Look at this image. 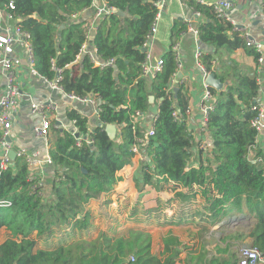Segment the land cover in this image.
Wrapping results in <instances>:
<instances>
[{
  "label": "trees",
  "instance_id": "1",
  "mask_svg": "<svg viewBox=\"0 0 264 264\" xmlns=\"http://www.w3.org/2000/svg\"><path fill=\"white\" fill-rule=\"evenodd\" d=\"M6 1L0 0V4ZM92 1L14 0L16 12L24 16L23 27L31 34L34 68L38 74L53 79L55 71L51 62H54L56 68L62 69L60 85L64 92L79 97L95 94L100 111L93 123L75 109L67 111V118L75 120L77 133L91 137V144L84 140L77 144L70 130H52V170L54 177L60 178L46 185L50 186L46 198L31 191L33 183L26 181V168L20 160L14 161V171L10 167L1 173L0 199H8L11 205L0 208V229L10 233L0 243V264H238L232 247H237L236 240L246 239L264 255V161H254L256 157L264 159V148L256 144V132L249 123L254 116L249 108L258 94V85L255 75L241 72V66L230 57L240 48L252 55L255 63L257 55L210 7L194 2L190 4L204 15L199 40L214 50L206 52L202 62L226 84L224 90L217 92L216 107L208 117L213 149L210 155L202 156L185 123L172 117L174 107L184 117L187 98L181 89L169 94L165 91L174 70L172 53L166 51L163 70L150 84L152 94L160 100L155 134L144 148L145 159L139 162L133 178L138 191L145 185L165 189L168 181L181 188L176 197L180 204L186 205L168 219V224L193 221L200 227L201 235L231 214L227 218L246 219L244 225L249 231L236 228L220 234L212 253L208 254L204 246L198 254L186 253L183 261L179 257L180 242L171 233L163 240L162 258L151 254V236L139 229L116 232L114 226L92 238L90 231L95 226L89 204L98 201L101 209L109 205V193L120 180L117 173L132 163L130 113L136 109L148 110L144 83L139 78V63L143 58L140 45L156 12L154 0H106L124 14L111 13L97 21L88 42L89 46H96L101 59L114 58L115 65L100 69L86 54H81L76 63L66 67L88 34L93 18ZM259 1L264 18V0ZM83 9L81 18H70ZM172 22L171 43L185 28L179 20ZM122 123L126 125L121 126ZM106 124L120 127L118 140L108 137ZM196 159L200 160L197 168L191 166ZM193 186L201 189L204 213L196 212L191 206L187 208L195 194ZM161 204L145 214L158 216ZM138 206L137 203L131 212L135 216L133 222L141 221L137 212L143 209ZM227 225V220L222 223V231ZM57 232L73 236L78 232V238L53 246L48 240ZM33 233L36 238L32 237ZM37 240L48 246L37 248ZM130 255L134 256L133 261L129 260Z\"/></svg>",
  "mask_w": 264,
  "mask_h": 264
},
{
  "label": "built area",
  "instance_id": "2",
  "mask_svg": "<svg viewBox=\"0 0 264 264\" xmlns=\"http://www.w3.org/2000/svg\"><path fill=\"white\" fill-rule=\"evenodd\" d=\"M168 0H154L152 2L155 8V16L149 30L146 32L144 39L140 45V50L143 53V58L139 63V78L144 83V89L147 95V111H141L139 109L130 113V128L132 129L133 142L131 145V152L134 156H138L139 160H144V148L147 146L149 139L155 134L154 124L158 118L159 102L156 103L155 97L153 102L148 101V96L152 95L150 84L156 79L157 75L162 72L164 60L163 53L171 51L174 60V70L170 74L166 93L169 94L174 91L175 87H181V93H185L182 90V86L189 79L188 76H181L184 68L183 61L181 59V41L190 34L191 41L194 44L193 51V69L198 70L202 81V92L197 105L193 107L191 103L184 109V117L179 113V109L174 107L172 111V117L176 121H183L187 126V130L191 137H193L197 151L202 152V156H205L213 149V143L211 133L208 129V117L217 104V94L211 90V87L205 83L206 76L210 71L206 68L202 62V57L206 54V51L202 49L201 42L199 40L201 22L204 21V15L200 12L194 4L190 2L206 5L211 8L214 15L230 24L231 31L237 32L239 37L243 40L244 44L248 47H252L256 52V70L255 78L257 85L263 80V68H264V40L255 39L251 33L247 30V25L237 22L232 16L231 12L235 7V4L231 0H214L205 2L204 0H188L183 1L182 11V24L184 30L181 31L174 42H170L167 49L161 53H156V32L159 19L163 16L165 6ZM90 8L93 9L92 22L88 26V34L85 41L80 46L79 51L75 55V58L70 64H66V67L76 63L81 54H86L90 59V62L94 66L104 69L115 65L114 58L101 59L97 55V48L94 44L89 46V35L96 29V22L102 18H107L111 13L118 12V10L110 6L106 0H93ZM85 12L81 10L70 15V18L75 20L80 14ZM24 16L16 12L14 0H7L4 4H0V70L4 77V85L2 94L0 96V179L1 173L8 168L15 169L14 161L20 160L26 168V181L32 182L30 189L37 193V196L44 198L41 186L45 180V174L50 171V176L55 181L59 180V176L54 177V161L50 152V140L52 130L62 129V123L52 118V112L56 110V102L50 98H46L39 102L30 101V113L32 118L36 120V123L32 126V136L35 140L41 143V146L36 149H27L25 147H15L11 141L12 127L14 122H17L19 115V104L24 93L21 89L19 75L22 68V59L20 55H24L26 68L25 70L32 77H40L44 80L52 90L59 91L64 97L70 100L75 99L78 102L87 103L92 108V114L94 122L98 119V112L100 111L99 98L94 94H89L83 97L76 96L74 94L65 93L60 81L61 68H56L54 62L52 63V69L55 71L53 79L49 80L43 76H40L34 68V54L33 46L31 42V34L23 27ZM29 98L30 94L26 93ZM250 111L254 116L250 119V126L256 132V144H260L264 148V98L262 100L253 99V103L250 105ZM75 126V120L71 122ZM115 140L119 139L120 127L116 124ZM126 123H122L121 126H125ZM105 127V126H104ZM73 137L76 139L77 144H81L84 140L87 144L93 143V139L86 135L78 134L77 129L74 127L70 130ZM77 134V136H75ZM14 152V159L10 158V152ZM132 157V158H133ZM139 161V162H141ZM254 161H264L261 157H256ZM57 169V168H56ZM58 170V169H57ZM59 174H61L59 172ZM11 205L8 199H0V208H5ZM238 264H264V255L253 245H242L239 247ZM129 260L133 261L134 256L130 255Z\"/></svg>",
  "mask_w": 264,
  "mask_h": 264
},
{
  "label": "crops",
  "instance_id": "3",
  "mask_svg": "<svg viewBox=\"0 0 264 264\" xmlns=\"http://www.w3.org/2000/svg\"><path fill=\"white\" fill-rule=\"evenodd\" d=\"M188 2V0H168L167 4L165 6L164 14L166 23H164V32L165 36L168 34L169 36V44H170V26L173 23V20H179L182 22V11L183 6L182 2ZM205 2H210L214 0H204ZM235 7L232 10L231 14L234 17V19L237 22L244 23L247 25V30L251 33V35L258 40H264V36L261 34V30L264 28V18L261 13L260 9V1L259 0H231ZM85 12L80 14V18L83 16ZM162 16V17H163ZM255 21H258V24H254ZM92 22V21H91ZM90 22V23H91ZM160 27L162 25V22L160 21ZM159 28V27H158ZM163 34H156V38L162 42ZM156 53L161 54L167 49V45H164V48L161 49L160 45L157 43L156 40ZM202 49L204 52L213 53L214 50L212 47L204 45L201 43ZM193 51H194V44L191 41L190 34H186L184 38L181 41V59L184 64V68L182 70L181 76H188L189 79L185 82V84L182 86V90L185 93L188 104L191 103L193 107L197 105V102L200 98L201 92H202V81L201 76L198 70L193 69ZM223 57H225V54L219 53ZM22 59V68L20 75H19V81L21 85V89L24 93V96H22L20 104H19V115L17 122H14V125L12 127L13 131L10 136L11 141L13 142L15 147H25L27 149H36L41 146V143L37 140H35L32 136V126L36 123V120L32 118V115L30 113V101L33 102H39L46 98H50L56 102V110L52 112V118L60 121L62 123V129H67L66 127V118L67 117V111L71 109L77 110V112L89 117V120L91 123L94 122L93 114H92V108L89 104L83 103V102H72V100L68 99L67 97H64L59 91L52 90L48 84L42 80L40 77H32L26 68V62L24 59V55H20ZM231 58H233L240 66H241V72H248L252 76L255 75V70L257 64L253 61L252 55H248L244 49L240 48L236 51H234L231 55ZM245 65V67H244ZM264 71V68H263ZM212 72V71H210ZM217 77V76H216ZM261 85H258V94L254 97V99L262 100L264 98V74H263V80L260 83ZM4 85V77L0 70V96L2 94ZM226 84L224 83V86L222 90L225 89ZM177 91L181 89V87H176ZM215 90V89H214ZM176 91V92H177ZM218 91L221 90H215V93L217 94ZM175 92V91H174ZM175 92V93H176ZM26 93L30 94L29 98ZM156 103L159 101L155 99ZM72 122V121H70ZM74 126V125H73ZM75 127V126H74ZM198 163H200V160H194L192 161L191 166L197 168ZM128 165L123 167L120 172V180L116 183L117 185L114 187L116 188V192L112 191V193L109 195L113 198V207L116 209L118 208V202L121 203L122 201H125L129 197H132L133 195L137 197L138 201V208L143 209L141 212L138 211L137 215L140 214L141 221L134 222L138 226L146 227V228H157V227H187V228H193L197 229V234L199 235L200 227L196 226V223L193 221H188L183 224H168V221L177 215V213L180 212V210L186 205V204H180V200L178 197H176V193L181 190V188L176 185L173 181H168L167 184L164 185L165 189H154L150 187V185H145L142 189V191L136 192L135 187L133 186L132 182V176L135 175V172L133 173L132 170H130V173L128 172L129 169H127ZM193 189L195 190L194 197L190 200L189 203H187V208H191L193 210H196L198 212L201 211L203 206V200L200 195V190L197 189V186H193ZM126 191V193L123 192ZM116 197V198H115ZM95 202V201H93ZM161 204V209L158 212V216H149V213L145 214V212H153L154 207H156L158 204ZM111 203V199H110ZM109 203V204H110ZM98 204V203H97ZM192 204V205H191ZM90 207V205H89ZM151 209V210H150ZM133 210V207L131 208L129 212V218L128 220L130 222L132 221V218H134V215H131V212ZM201 213H204L202 211ZM170 218V219H169ZM197 219L196 217H194ZM169 219V220H168ZM128 221V222H129ZM133 227V226H132ZM211 227H209L210 229ZM208 229V230H209ZM206 230V231H208ZM121 231V230H120ZM211 229L209 230V232ZM205 235V231L202 232L201 236ZM211 238V237H210ZM2 243V242H1ZM192 245L188 246L183 253L181 254L180 258L181 261L185 258L186 253H190ZM207 247V246H206ZM208 254L212 253V250H207Z\"/></svg>",
  "mask_w": 264,
  "mask_h": 264
},
{
  "label": "rangeland",
  "instance_id": "4",
  "mask_svg": "<svg viewBox=\"0 0 264 264\" xmlns=\"http://www.w3.org/2000/svg\"><path fill=\"white\" fill-rule=\"evenodd\" d=\"M160 21L162 22L161 27H160V23H159ZM164 23H166L165 16H163L159 19L158 24H157L158 25L157 26V32H156L158 34L164 33L163 38H162L163 39L162 42H160L156 38L157 43L160 45L161 49L164 48V45H167V44L169 45V36H168V34L165 36L164 26H166V25H163ZM244 67H245V65H244ZM65 118L67 120L66 127L68 128V130L73 129L74 128L73 124L70 122V120L66 116H65ZM139 161H141V160L138 159V156H134L131 159L132 163H130L126 167L127 169H129L128 170L129 173H130V170H132L133 173L134 172L136 173L137 169L139 168ZM119 172L117 173L118 176H119ZM49 176H50V171H48L45 174V178H47ZM49 178L45 179L43 182V185L41 186V188H43L41 190L45 195L44 198L47 197V194L49 193L48 190L50 189V186H46V185L49 182H52L54 180L53 177H49ZM132 182L134 184L133 186L135 187L136 192H138V189L135 185V181H134L133 176H132ZM115 190H116V188L112 189V191H114V193L116 192ZM112 191L109 194H111ZM123 192L126 193V191H124V190H123ZM112 197H110L111 203L109 205L103 206V209H101L99 207L98 201H95V202L91 201L89 204L90 205L89 208H90L92 215H93L92 216V223L95 226V228L91 229V231H90L92 238L96 237L98 232H101V231L105 232L109 227L112 228L114 226H116V232L121 230V232L126 233L129 228H135L134 230L139 229L143 232H147L148 234H150V236H151L150 252H151V254L156 255L159 258L163 257V255H162V252L164 250L163 240L170 233L173 236H175L178 239V241L180 242V245H179V249L181 251V253L179 255V257H180L181 254L183 255L182 252L187 250L185 248H188V246H190V245H192V247H191L189 252L193 255L201 252L204 249V246H205L206 250H212L213 249V251H214L216 243L219 242L220 234H225L226 232L233 231L236 228H242L243 230H245V232L249 231V227L244 225L246 219L238 221L237 220L238 217L227 218V217H230L231 214L230 215L228 214L227 217L225 219H223V221L219 222L216 225L214 224L213 226H211V228H210L211 231L209 232L210 229L208 231H205L204 236L198 235L197 229L195 230V229L191 228V230H190V228H187V227H185V228L184 227H176L173 225L171 227L166 226V227H157V228H146V227L138 226L136 223L130 222L128 220L129 212H130L131 208L136 206V204L139 201L137 199V197H139V195H137L136 197L133 195L132 197H129L128 199H126L125 201H122L121 203L118 202V208L117 209L115 207H113V204H112L113 198ZM202 211H205V210L204 209H202L201 211L199 210V212H202ZM226 220L228 221V225L225 226L226 230L222 231L224 229V228L221 229L222 223L225 222ZM65 233H67V232H65ZM64 234L57 232L51 238V240H48L49 244H52L53 246H55L59 242H63L64 240L66 241V240L78 238V232L74 236L70 235V234H69L70 236L66 235V234L64 235ZM9 237H10V233L7 230L0 229V243ZM32 237L36 238L35 233L32 234ZM40 241L41 240H37V248H44V247L48 246V245L43 244ZM236 245H237V247H232V248L235 249V253L237 254L240 246L250 245L249 239L242 240V242H238L236 240ZM213 251H211V252H213Z\"/></svg>",
  "mask_w": 264,
  "mask_h": 264
},
{
  "label": "water",
  "instance_id": "5",
  "mask_svg": "<svg viewBox=\"0 0 264 264\" xmlns=\"http://www.w3.org/2000/svg\"><path fill=\"white\" fill-rule=\"evenodd\" d=\"M119 14H124L121 11H118ZM254 24H258V21H255ZM62 27V25L60 26ZM261 34L264 36V28L261 30ZM205 83L210 86L211 88L215 89V90H222L223 86H224V82H222L220 80V78L216 77V75L213 72H210L205 79ZM174 91H177V88H174ZM154 100V96L149 95L148 96V101L149 102H153ZM72 102H77L75 99L72 100ZM58 122V121H57ZM72 130V129H71ZM105 132L107 133L108 137L110 139H114L115 137V133H116V128L114 124H106L104 127ZM75 136H77V134H75ZM10 158L14 159V152L11 151L10 153Z\"/></svg>",
  "mask_w": 264,
  "mask_h": 264
}]
</instances>
